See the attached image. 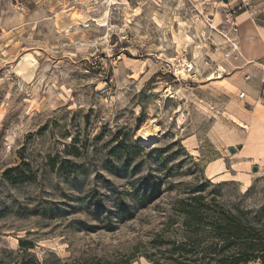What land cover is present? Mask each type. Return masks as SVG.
<instances>
[{"label": "rangeland", "instance_id": "obj_1", "mask_svg": "<svg viewBox=\"0 0 264 264\" xmlns=\"http://www.w3.org/2000/svg\"><path fill=\"white\" fill-rule=\"evenodd\" d=\"M226 3L0 0V264H226L224 213L264 232V57Z\"/></svg>", "mask_w": 264, "mask_h": 264}, {"label": "trees", "instance_id": "obj_2", "mask_svg": "<svg viewBox=\"0 0 264 264\" xmlns=\"http://www.w3.org/2000/svg\"><path fill=\"white\" fill-rule=\"evenodd\" d=\"M216 236L225 241L226 247H231L238 254H232L226 259V264H249L260 259L264 264V232L258 231L252 224H244L241 215L224 213L214 225Z\"/></svg>", "mask_w": 264, "mask_h": 264}, {"label": "crops", "instance_id": "obj_3", "mask_svg": "<svg viewBox=\"0 0 264 264\" xmlns=\"http://www.w3.org/2000/svg\"><path fill=\"white\" fill-rule=\"evenodd\" d=\"M249 1L254 8L238 16L239 33L236 37L238 50L247 61L264 57V0ZM249 55L254 56L250 58Z\"/></svg>", "mask_w": 264, "mask_h": 264}, {"label": "built area", "instance_id": "obj_4", "mask_svg": "<svg viewBox=\"0 0 264 264\" xmlns=\"http://www.w3.org/2000/svg\"><path fill=\"white\" fill-rule=\"evenodd\" d=\"M226 12L224 14V23L230 26V32L234 34L239 33V26L237 24L238 16L245 11H250L254 5L249 0H227ZM226 36V34H224ZM186 62V61H185ZM187 70L191 72L194 69L193 63H187ZM246 93H241L240 97H245Z\"/></svg>", "mask_w": 264, "mask_h": 264}, {"label": "bare ground", "instance_id": "obj_5", "mask_svg": "<svg viewBox=\"0 0 264 264\" xmlns=\"http://www.w3.org/2000/svg\"><path fill=\"white\" fill-rule=\"evenodd\" d=\"M179 65V64H178ZM178 69V68H177ZM185 69L183 70V69H181V72H182V76H186V73H185ZM178 72V71H177ZM181 74V73H180ZM188 74V73H187ZM187 77V76H186ZM213 77H209V79H212ZM169 91H171V89L169 90ZM169 93V92H168ZM257 130V129H256ZM156 131V130H155ZM155 134V132L154 131H151V130H149L148 129V127H146V126H144V127H142L141 129H140V131H139V136L141 135V136H145L146 138H149V137H151V136H153ZM252 139H256V137H255V134L252 132V134H251V136H250ZM257 151V150H256Z\"/></svg>", "mask_w": 264, "mask_h": 264}, {"label": "water", "instance_id": "obj_6", "mask_svg": "<svg viewBox=\"0 0 264 264\" xmlns=\"http://www.w3.org/2000/svg\"><path fill=\"white\" fill-rule=\"evenodd\" d=\"M230 151H231V152H234V148L231 147V148H230ZM255 170H256V168H255Z\"/></svg>", "mask_w": 264, "mask_h": 264}]
</instances>
